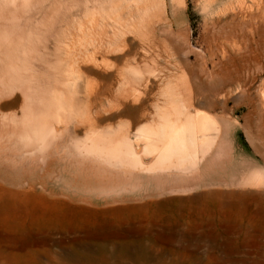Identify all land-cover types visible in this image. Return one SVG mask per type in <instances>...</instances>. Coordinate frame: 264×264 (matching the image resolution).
I'll list each match as a JSON object with an SVG mask.
<instances>
[{
  "label": "bare ground",
  "instance_id": "bare-ground-1",
  "mask_svg": "<svg viewBox=\"0 0 264 264\" xmlns=\"http://www.w3.org/2000/svg\"><path fill=\"white\" fill-rule=\"evenodd\" d=\"M161 1L0 0V221L8 228L77 229L61 220L70 205L153 197L125 189L137 180L190 175L204 161L218 130L202 109L218 100L223 80L207 86L194 77L192 84L169 64L161 67L154 19L144 33L132 14L146 15ZM209 239L214 242H204L219 249V239ZM138 246L113 257L99 245L98 252H76L64 264H204ZM233 255L217 264L251 263ZM19 260L44 264L36 254L13 264Z\"/></svg>",
  "mask_w": 264,
  "mask_h": 264
},
{
  "label": "rangeland",
  "instance_id": "rangeland-1",
  "mask_svg": "<svg viewBox=\"0 0 264 264\" xmlns=\"http://www.w3.org/2000/svg\"><path fill=\"white\" fill-rule=\"evenodd\" d=\"M138 10L132 9V14L141 31L154 19L151 28L160 41L161 67L170 65L173 73L198 77L207 86L223 80L218 100L202 109L218 130L211 149L192 176L137 180L125 189L157 194L153 197L96 208L70 205L61 220L80 226L77 229L16 230L0 221V264L35 254L44 264H64L76 252H98L99 245L114 257L141 249L140 243L154 255L188 254L204 264H217L218 258L233 254L250 264L264 263V0H162L146 15ZM257 177L260 180L251 185L250 179ZM211 237L219 239V249L204 242ZM142 263L161 264L95 260Z\"/></svg>",
  "mask_w": 264,
  "mask_h": 264
}]
</instances>
